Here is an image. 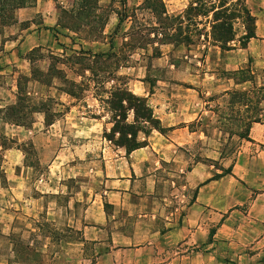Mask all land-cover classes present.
<instances>
[{"label": "crops", "instance_id": "obj_1", "mask_svg": "<svg viewBox=\"0 0 264 264\" xmlns=\"http://www.w3.org/2000/svg\"><path fill=\"white\" fill-rule=\"evenodd\" d=\"M245 3L254 19V35L242 50L251 58V68L262 72L260 85L264 86V0ZM157 44L168 47L152 58L167 64L164 75L149 83L145 78L148 66L138 54L139 60L134 63L143 71L138 77H128L126 83L132 94L144 100L157 122L154 126L140 118L145 129L140 130L143 143L133 149L107 140L109 122L107 111L101 107L104 100L92 94L90 88L82 85L81 94H76L66 87L64 79L55 77L57 83L53 81L49 86L54 91L52 102L56 108L49 115L45 98L28 100L27 95L33 93L26 91L19 78L9 83L11 86L0 82L1 132H9L12 139L20 132L23 139L34 140V145L42 134H64L69 138L58 140V151L47 162L46 173L33 179L24 173L25 168L35 167L25 162L21 140L0 144L7 183L0 197L9 199L0 205V213L14 216L48 212L43 199L45 192L51 193L55 203L51 213L56 217L50 228L68 232L65 252L69 263L76 259V243L84 246L93 242L106 247L97 256L96 264H264V104L227 173L218 174L215 162L197 158L189 164L187 151L201 149L204 121L212 112L206 105L214 99L204 98L200 79L196 80L198 75H194L195 81L167 75H182L186 68L173 62L172 43L157 40ZM22 49L21 44L0 46V70L5 66L2 59L23 60ZM70 79L79 83V79ZM28 80L27 84L31 79ZM248 82L234 83L245 86ZM21 96L31 102L27 112H9ZM127 120L134 121L133 109L128 110ZM91 149L98 152L94 159L90 158ZM163 172L169 176L162 177ZM162 181L180 191L193 190L190 201L181 208L171 209L166 204L159 208L164 198L154 197V201L151 195L159 193ZM33 188L35 195L29 192ZM61 194H67V206L59 205ZM33 196L36 207L21 202L19 210L11 208L12 200L28 201ZM34 226L30 228L40 230L43 224ZM5 229L13 230L15 224L5 223ZM57 243L53 241L52 245Z\"/></svg>", "mask_w": 264, "mask_h": 264}, {"label": "rangeland", "instance_id": "obj_2", "mask_svg": "<svg viewBox=\"0 0 264 264\" xmlns=\"http://www.w3.org/2000/svg\"><path fill=\"white\" fill-rule=\"evenodd\" d=\"M162 2L166 15L158 0H0V46H23V60L15 58L16 61H13V57L10 61L2 59L5 66H1L0 82L11 86L19 78L20 83L24 82L26 91L33 93L27 95L28 100L35 102L36 99L41 101L45 98L49 115L56 108L52 102L54 91L49 86L53 81L57 83L55 77L64 79L66 87L76 94H81V89L86 86L92 94L101 95L104 100L101 107L107 111V140L130 145L134 142L130 133L137 131L136 140L140 141L142 133L137 129L145 130L139 122L133 124L124 120L128 113L127 106L144 108L142 102L124 94L128 77H138L143 71V67L134 61L139 60L140 54L143 64L148 66L145 78L153 83L156 77L164 75L167 68L163 61L157 63L152 60L160 50L168 49L167 46H159L157 40L171 42L175 46L171 56L173 62L186 68V71L182 75H167L191 81H195V74L198 75L196 80L200 79L199 89L204 98L214 99L206 105L212 112L204 121L201 149H189L188 162L191 164L197 158L207 163L215 162L218 169L215 171L220 175L225 174L236 153L246 144L252 120L259 118L264 104V89L260 85L262 72L254 66L251 68V58L242 50L254 30L253 17L245 0ZM231 49L236 50L231 52ZM93 53L106 55L93 57ZM229 60L233 63L229 64ZM132 64L134 68H129ZM34 78L46 86L35 83ZM70 78L79 79V83H74ZM28 79L31 80L27 84ZM243 80L250 82L245 86H235V83ZM30 105L31 102L21 96L15 106L19 111L27 112ZM143 111L145 108L137 110L138 115H144ZM152 124L155 125V121ZM68 139L64 134H42L34 145V140L28 137L23 139L20 132L12 139L9 132L6 135L0 131V144L4 146L11 144L12 140H21L26 152L25 162L35 167L33 170L24 169V173L32 179L46 173L47 162L58 151V140ZM97 153L96 149L89 150L90 158H96ZM4 159L0 149V196L6 190L3 186L7 185L3 172ZM167 176V172H163L162 177ZM34 190L30 189L29 192L35 195ZM192 193L191 189L180 191L178 187L162 181L159 193L151 197L153 200L154 197L164 198H159V208L166 204L174 209L186 205ZM45 196L43 200L48 212L37 214L33 211L29 215L14 216L0 213V263L96 264L97 256L106 247L93 242L84 246L76 243V259L69 263L65 252L68 232H56L50 228L53 217H56L51 213L55 203L51 193L45 192ZM7 200L0 197V205L7 204ZM57 201L60 206H67V194H61ZM21 202L36 205L34 196L28 197V201L16 198L12 200L11 208L19 210ZM9 222L15 224V229H5V223ZM36 223H42L43 227L40 230L31 229ZM213 223H216L215 219ZM53 241L58 243L52 245Z\"/></svg>", "mask_w": 264, "mask_h": 264}, {"label": "trees", "instance_id": "obj_3", "mask_svg": "<svg viewBox=\"0 0 264 264\" xmlns=\"http://www.w3.org/2000/svg\"><path fill=\"white\" fill-rule=\"evenodd\" d=\"M158 1L160 2V4H161V5L163 6V8H164V5H163L162 0H158ZM163 14L166 15L165 8H164ZM252 17H253V16H252ZM121 20H122V19H120V21H121ZM253 23H254V19H253ZM253 35H254V30H253V33L250 34L248 37L250 38V37L253 36ZM249 38H248V39H249ZM168 43H171V42H168ZM105 55H106L105 53H101V54H99V53H94V54H93V57H95V56H105ZM106 57H107V56H106ZM244 81H248V80H243L242 82H244ZM261 88L264 89V86H262ZM124 94L131 96L133 99L137 100L138 102H142V103H143V106H144V108H145V111H143V114H144V115H138L137 110H143V109H144L143 107H139V108H138L136 105L127 106V109H126V110L133 109V112H134V121L131 122V123L134 124V123H136V122H139V121H140V118H144V119H147V120L149 121L150 124H152V121H155V125H154V124H152V125L157 126V122H156V120L153 119V118H151V112H150V109L146 106L144 100H143L141 97H137V96H135V95L132 94V92L129 91L127 88L125 89ZM122 101H125V102H126V100H122ZM16 104H17V103H16ZM16 104H15V105H16ZM15 105H13V106L10 108L11 110L13 109V111H10L11 113L14 112V111H19V110L16 108ZM126 119H127V113H126V115H125L124 120H126ZM254 121H257V120H252V122H254ZM133 124H131V125H133ZM139 124H140V123H139ZM137 130L145 131V130H143V129H137ZM136 134H137V131H136L135 133H133V132L130 133V135L133 136V140H134V142H132V144H130V145H128L127 142H114V143L124 144V145L127 146V149L137 148V147H139V146L143 143V141H142V142H141V141H137V140H136ZM229 170H230V169L228 168V171H229ZM228 171H227V172H228ZM227 172H226V173H227Z\"/></svg>", "mask_w": 264, "mask_h": 264}]
</instances>
